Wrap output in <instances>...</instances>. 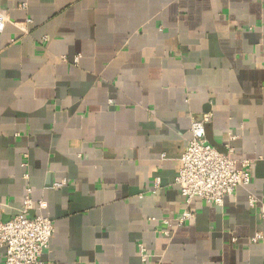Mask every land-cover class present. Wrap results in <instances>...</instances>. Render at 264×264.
Listing matches in <instances>:
<instances>
[{"label":"crops","instance_id":"1","mask_svg":"<svg viewBox=\"0 0 264 264\" xmlns=\"http://www.w3.org/2000/svg\"><path fill=\"white\" fill-rule=\"evenodd\" d=\"M0 13V223L30 189L29 216L55 227L46 264H141L140 244L150 264H264L262 205H248L264 204V0H0ZM208 113L207 140L249 160L251 183L222 208L194 199L178 227L180 159Z\"/></svg>","mask_w":264,"mask_h":264},{"label":"built area","instance_id":"2","mask_svg":"<svg viewBox=\"0 0 264 264\" xmlns=\"http://www.w3.org/2000/svg\"><path fill=\"white\" fill-rule=\"evenodd\" d=\"M26 3L20 8L25 9ZM9 22L7 15L0 13V33ZM27 23L30 20L26 21ZM78 57L74 59L77 64ZM212 115L203 114L192 117L190 121V138L187 147L180 159V169L175 179V185L183 198V210L174 219L178 227L189 224L194 220L190 211L194 199H199L206 204L222 208L224 200L232 196L239 187H248L251 183V162L249 160L237 161L233 157V149L228 142L224 145V152L214 148L206 138V127ZM66 184L63 180L54 184L59 188ZM160 188L158 179H154L152 187L147 190L155 193ZM142 196V195H141ZM262 205L259 218L264 222V204L254 196L249 197L248 205L255 209ZM33 209L31 190L26 189V195L19 213L8 222L0 223V250H3L2 264H46L43 254L49 249L50 241L54 235L53 222L42 216H29ZM167 228L171 226L170 220H164ZM163 236L171 235L168 229L161 232ZM262 239L260 233L251 238L253 244ZM141 264H150L148 252L141 244Z\"/></svg>","mask_w":264,"mask_h":264}]
</instances>
